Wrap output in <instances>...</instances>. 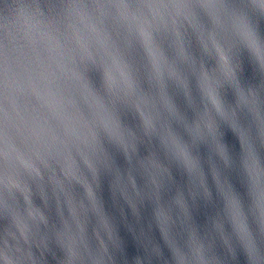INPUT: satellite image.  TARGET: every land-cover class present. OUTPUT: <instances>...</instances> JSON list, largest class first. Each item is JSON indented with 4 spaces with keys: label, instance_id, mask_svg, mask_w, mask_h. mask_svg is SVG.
<instances>
[{
    "label": "water",
    "instance_id": "1",
    "mask_svg": "<svg viewBox=\"0 0 264 264\" xmlns=\"http://www.w3.org/2000/svg\"><path fill=\"white\" fill-rule=\"evenodd\" d=\"M0 264H264V84L220 0H0Z\"/></svg>",
    "mask_w": 264,
    "mask_h": 264
},
{
    "label": "clouds",
    "instance_id": "2",
    "mask_svg": "<svg viewBox=\"0 0 264 264\" xmlns=\"http://www.w3.org/2000/svg\"><path fill=\"white\" fill-rule=\"evenodd\" d=\"M24 163H25L26 165H30V162L25 161Z\"/></svg>",
    "mask_w": 264,
    "mask_h": 264
}]
</instances>
